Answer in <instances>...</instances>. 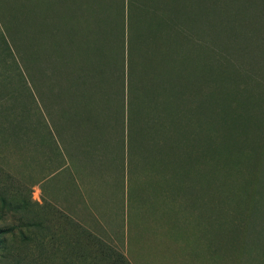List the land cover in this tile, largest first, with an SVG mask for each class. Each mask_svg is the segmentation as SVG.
<instances>
[{"label": "rangeland", "instance_id": "obj_1", "mask_svg": "<svg viewBox=\"0 0 264 264\" xmlns=\"http://www.w3.org/2000/svg\"><path fill=\"white\" fill-rule=\"evenodd\" d=\"M220 50L240 68L242 212L211 141ZM102 177L127 178L111 242L63 208ZM0 198L18 210L0 205V264H264V0H0Z\"/></svg>", "mask_w": 264, "mask_h": 264}, {"label": "trees", "instance_id": "obj_2", "mask_svg": "<svg viewBox=\"0 0 264 264\" xmlns=\"http://www.w3.org/2000/svg\"><path fill=\"white\" fill-rule=\"evenodd\" d=\"M132 43H129L131 46ZM222 50L218 51L215 56V60L212 66V87H211V96H212V136L213 144L217 142L223 143L224 148L222 152L228 154L227 159L229 165L227 167L229 176L235 182L230 183V193L231 201L235 204L234 211L244 210L251 199V195L246 186H244V181H239L238 176L242 177V166H243V154L244 146L241 148L237 146L238 137L237 132L241 127V122L238 118V113L241 108L240 104V68L239 64L232 55H224ZM130 82L132 78V71L130 70L129 74ZM130 92L133 93L130 86ZM133 101L130 102L129 115H133L132 110ZM211 123V122H210ZM9 130V127H5ZM23 127H21V131ZM239 143V142H238ZM215 145V144H214ZM224 150V151H223ZM221 159V158H220ZM0 205L7 210H10L12 213H16L18 210L15 209V206L9 200L0 198ZM21 211L24 210V207L20 208ZM253 216V212H252ZM28 224V223H26ZM4 231H0L2 234ZM120 260H124L120 256ZM121 264H127L126 261H121Z\"/></svg>", "mask_w": 264, "mask_h": 264}, {"label": "crops", "instance_id": "obj_3", "mask_svg": "<svg viewBox=\"0 0 264 264\" xmlns=\"http://www.w3.org/2000/svg\"><path fill=\"white\" fill-rule=\"evenodd\" d=\"M120 182L122 188L114 187L111 185H117L116 182L102 177L99 182H94L92 187L89 186L83 196V189L79 186V180H76L77 186L74 189L78 193V201L75 198L69 200L64 189V213L78 225L79 231L84 227L93 234L98 232L104 241L116 240V233L119 231L117 225H121L124 236L125 222L129 219L127 178H123ZM93 193L97 196H89Z\"/></svg>", "mask_w": 264, "mask_h": 264}]
</instances>
